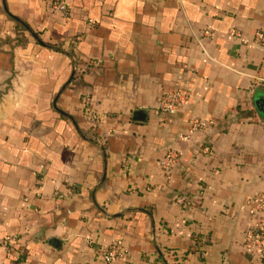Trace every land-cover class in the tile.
I'll return each mask as SVG.
<instances>
[{
	"label": "crops",
	"instance_id": "1",
	"mask_svg": "<svg viewBox=\"0 0 264 264\" xmlns=\"http://www.w3.org/2000/svg\"><path fill=\"white\" fill-rule=\"evenodd\" d=\"M66 1L0 0V264H248L264 0Z\"/></svg>",
	"mask_w": 264,
	"mask_h": 264
},
{
	"label": "built area",
	"instance_id": "2",
	"mask_svg": "<svg viewBox=\"0 0 264 264\" xmlns=\"http://www.w3.org/2000/svg\"><path fill=\"white\" fill-rule=\"evenodd\" d=\"M53 9L69 13V5L66 0H48ZM255 40L264 43V31H258L255 34ZM191 94L188 89L176 88L166 90L162 93L158 109L166 114L176 113L182 104L189 102ZM205 123L198 118L191 121V127L187 134L182 135V139L189 140L191 136L203 128ZM177 154L169 151L161 160L160 165L163 168L166 178H170L172 167L177 162ZM250 213L254 216L253 226L245 233L244 243L246 248L251 252L252 258L248 264H264V192H258L254 196V204L250 208ZM9 240H4L3 244L8 246ZM126 248L121 242L110 244L105 248L102 256L104 264H109L113 260L124 257Z\"/></svg>",
	"mask_w": 264,
	"mask_h": 264
}]
</instances>
